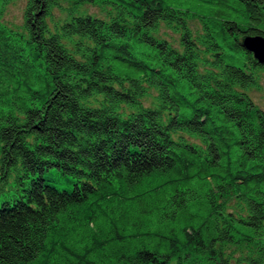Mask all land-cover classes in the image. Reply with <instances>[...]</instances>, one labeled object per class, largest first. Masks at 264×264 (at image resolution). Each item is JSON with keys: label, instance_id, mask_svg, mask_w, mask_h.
I'll list each match as a JSON object with an SVG mask.
<instances>
[{"label": "trees", "instance_id": "1", "mask_svg": "<svg viewBox=\"0 0 264 264\" xmlns=\"http://www.w3.org/2000/svg\"><path fill=\"white\" fill-rule=\"evenodd\" d=\"M17 1L0 264H264V0Z\"/></svg>", "mask_w": 264, "mask_h": 264}, {"label": "rangeland", "instance_id": "2", "mask_svg": "<svg viewBox=\"0 0 264 264\" xmlns=\"http://www.w3.org/2000/svg\"><path fill=\"white\" fill-rule=\"evenodd\" d=\"M25 3H26V0H18L16 3L10 5L9 9L7 10L6 17L11 21H14L20 24L22 21V17H23ZM89 8L91 12L98 11L96 7L89 6ZM252 96L254 100L264 109V75H263V80H262V89L253 91Z\"/></svg>", "mask_w": 264, "mask_h": 264}, {"label": "water", "instance_id": "3", "mask_svg": "<svg viewBox=\"0 0 264 264\" xmlns=\"http://www.w3.org/2000/svg\"><path fill=\"white\" fill-rule=\"evenodd\" d=\"M243 47L253 53L256 60L264 64V36L248 35L242 40Z\"/></svg>", "mask_w": 264, "mask_h": 264}]
</instances>
